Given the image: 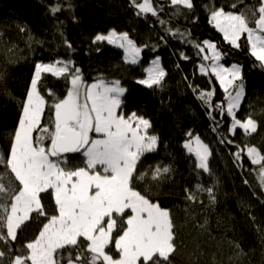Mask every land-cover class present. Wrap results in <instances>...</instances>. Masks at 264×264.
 <instances>
[{"label": "trees", "instance_id": "16d2710c", "mask_svg": "<svg viewBox=\"0 0 264 264\" xmlns=\"http://www.w3.org/2000/svg\"><path fill=\"white\" fill-rule=\"evenodd\" d=\"M192 3L194 7L189 10L171 5L170 0H152L158 12L153 16L137 15L130 0H0V153L7 158L21 104L39 61L71 60L86 84L99 78L119 80L128 90L124 114L136 111L143 115L151 121L149 134L159 137L157 150L145 153L137 165L136 177L147 175L143 180L134 177L133 187L171 211L181 242L172 264H264V190L257 179L260 166L251 164L246 153L239 164L233 155L245 145L256 146L264 153V68L249 55L244 37L241 47L234 48L210 22L211 11L219 8L225 12L245 11L251 18L248 10L258 6L259 0ZM234 3L235 9L231 7ZM56 7L60 10L53 13L51 9ZM111 29L128 32L141 45L140 61L126 62L124 51L107 41L93 43L97 34ZM177 29L184 35H171ZM204 40L217 45L224 54V65L242 67L245 94L236 115L240 120L251 116L257 122V132L251 136H245L241 129L231 134L227 113L221 116L212 111L214 123L210 110L193 91L194 87L215 88L213 104L225 96L214 76L199 71L202 60L194 44ZM181 53L189 59H183ZM157 56L167 74L162 86L149 89L137 81L146 78V68ZM40 85L50 103L46 89L63 98L70 87L65 79L51 74H42ZM48 115L46 109L45 123ZM188 132L199 135L209 145L211 174L196 169L194 155L184 149ZM221 139L233 143L222 144ZM157 165H170L173 171L153 180L152 171ZM68 166H83L81 156L69 154ZM4 171L0 165V174ZM197 183L214 188V204L209 203L207 193H197L196 202L185 199V189L195 191ZM41 199L49 215L55 214L52 198L42 194ZM42 222L43 218L34 215L23 225L17 240L11 242L10 253L9 246L0 242V250L8 253L0 258V264L23 254V246L36 237ZM109 252L117 256L114 246Z\"/></svg>", "mask_w": 264, "mask_h": 264}, {"label": "snow or ice", "instance_id": "6c2138e0", "mask_svg": "<svg viewBox=\"0 0 264 264\" xmlns=\"http://www.w3.org/2000/svg\"><path fill=\"white\" fill-rule=\"evenodd\" d=\"M130 3L137 15H158L152 0ZM170 4L189 10L194 7L192 0H170ZM231 7L235 9L237 5ZM59 10L51 9L53 13ZM248 11L251 18L245 11L213 9L210 22L234 48L241 47L244 37L249 55L264 68V0ZM171 35L184 34L177 29ZM104 41L123 49L126 62L139 61L142 49L128 32L112 29L106 35L97 34L93 43ZM67 47L71 49V44ZM194 47L202 60L198 65L200 73L214 76L225 94L222 101L213 104L215 88H193L210 110V119L216 123L212 111L221 116L227 113L231 117V134L237 129L245 136L256 133L258 124L251 116L240 120L236 115L245 94L242 67H224L220 63L224 54L214 42L204 40ZM146 73V78L137 83L149 89L162 86L167 74L159 57ZM42 74L68 82L70 87L63 98L51 89H46L51 103L45 98L40 91ZM127 91L119 80L99 78L86 84L81 70L70 60L35 65L7 158L0 153V165L5 168L0 174V242L9 246L10 253L11 242L17 240L23 225L34 215L43 222L36 237L23 246V254L13 255L8 264H172L171 258L181 242L171 211L133 187L141 157L157 150L159 137L149 134L151 121L143 115L136 111L124 114ZM46 109L49 115L45 123ZM187 136L183 147L194 155L195 168L211 174L209 145L199 135L188 132ZM220 143L233 141L221 139ZM245 153L251 164L260 166L257 179L264 190V153L256 146L245 145L233 153L238 164ZM69 154H79L83 166L69 167ZM172 171L170 165H157L152 179ZM146 175L140 173L136 178L143 180ZM194 189H185L187 201L196 202L197 193H207L209 203H215L213 187L197 183ZM42 194L52 198L55 214L45 210ZM110 246H114L117 256L110 254ZM7 254L0 250V258Z\"/></svg>", "mask_w": 264, "mask_h": 264}, {"label": "rangeland", "instance_id": "374dc122", "mask_svg": "<svg viewBox=\"0 0 264 264\" xmlns=\"http://www.w3.org/2000/svg\"><path fill=\"white\" fill-rule=\"evenodd\" d=\"M112 30V29H111ZM116 30V29H115ZM110 31V30H109ZM108 31V32H109ZM118 33H121V32H125V31H119V30H116ZM108 32H106V33H101V34H107ZM130 37V36H129ZM131 38V37H130ZM132 39V38H131ZM135 42V41H134ZM135 44L138 46V47H140L141 49H142V47H141V45H139L138 43H136L135 42ZM116 46V45H115ZM118 47V46H117ZM123 50V49H122ZM124 51V50H123ZM141 53H142V51H141ZM141 53H140V57H139V60L141 59ZM160 62H161V60H160ZM161 66H162V63H161ZM150 67V66H149ZM148 67V68H149ZM224 67H227V66H224ZM147 75V74H146ZM247 117H245V119H246ZM201 138V137H200ZM202 140V139H201ZM203 141V140H202ZM204 142V141H203ZM205 143V142H204Z\"/></svg>", "mask_w": 264, "mask_h": 264}, {"label": "bare ground", "instance_id": "6f19581e", "mask_svg": "<svg viewBox=\"0 0 264 264\" xmlns=\"http://www.w3.org/2000/svg\"><path fill=\"white\" fill-rule=\"evenodd\" d=\"M125 32H126V31H125ZM157 57L160 58V56H157ZM154 59H155V58H154ZM154 59H152V61H153ZM59 60H65V61H68V60H66V59H59ZM160 60H161V58H160ZM70 61H71V60H70ZM139 61H140V60H139ZM152 61H151V62H152ZM52 62H54V61H52ZM38 63H51V62L39 61ZM161 63H162V62H161ZM220 63H222V61H220ZM222 64H223V63H222ZM223 65H224V64H223ZM149 66H151V63H150ZM149 66H148V67H149ZM224 66H226V65H224ZM148 67H147V68H148ZM162 67H163V66H162ZM227 67H230V66H227ZM147 68H146V69H147ZM163 69H164V68H163ZM34 72H35V71H34ZM146 74H147V73H146ZM33 75H34V73H33ZM92 83H93V82H92ZM90 84H91V83H90ZM29 87H30V86H29ZM252 119H253V118H252ZM243 120H244V119H243Z\"/></svg>", "mask_w": 264, "mask_h": 264}]
</instances>
